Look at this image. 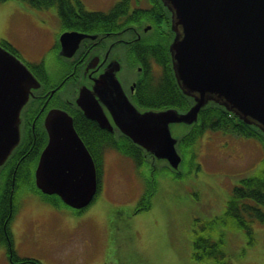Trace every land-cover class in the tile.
<instances>
[{
	"label": "rangeland",
	"instance_id": "1",
	"mask_svg": "<svg viewBox=\"0 0 264 264\" xmlns=\"http://www.w3.org/2000/svg\"><path fill=\"white\" fill-rule=\"evenodd\" d=\"M79 1L87 11L105 12L116 4V0ZM135 3L129 0L131 7L147 6L144 0ZM62 29L56 6L39 9L24 0H0V40L30 66L55 56L58 47L54 49L51 42ZM51 69L55 70L54 64ZM152 70L149 77L156 82L161 66ZM119 76L130 79L133 72ZM212 117L203 130L189 134L188 125H170L173 137L183 135L176 146L180 173L168 167L161 170L165 162L143 154L136 161L119 135L112 141L118 145L98 151L102 165L97 159V190L80 211L58 201L49 205L32 189L18 187L12 250L0 248V264L17 262V255L40 264H220L227 258L231 264H264V219L245 218L242 209L233 225L219 221L233 189L244 187L242 180L257 169L264 147L259 139L233 133L222 118ZM184 135L189 136L186 143ZM213 219L218 220L210 223ZM194 229L219 240L222 249L215 246L209 252H218L217 258L223 254L221 260L214 261L213 254L210 259L195 258Z\"/></svg>",
	"mask_w": 264,
	"mask_h": 264
},
{
	"label": "water",
	"instance_id": "2",
	"mask_svg": "<svg viewBox=\"0 0 264 264\" xmlns=\"http://www.w3.org/2000/svg\"><path fill=\"white\" fill-rule=\"evenodd\" d=\"M170 11L174 37L169 46L180 89L193 98L185 112L175 108L139 110L117 78L119 63L101 74L95 88L114 124L147 153L177 169L180 155L170 125L191 124L199 110L215 101L264 132V0H162ZM259 17L255 19V17ZM85 34L63 31L60 54L71 56ZM40 85L15 54L0 45V165L20 140V112L31 88ZM76 103L101 127L112 129L92 88L82 86ZM47 143L34 172L36 186L57 194L74 208L87 206L97 190L92 156L73 117L51 109L44 120Z\"/></svg>",
	"mask_w": 264,
	"mask_h": 264
},
{
	"label": "trees",
	"instance_id": "3",
	"mask_svg": "<svg viewBox=\"0 0 264 264\" xmlns=\"http://www.w3.org/2000/svg\"><path fill=\"white\" fill-rule=\"evenodd\" d=\"M6 1V0H1ZM28 4L33 7L43 9L56 6L58 8V13L61 17V21L63 26L66 24L68 25H79L82 27L93 26L95 23H102V22H116L114 21V17L120 15L119 11L122 9L123 6L128 5V0H123L118 2L109 13L104 12H90L82 9L80 6L81 3L77 0L78 6H80V11L75 12V4H73L72 0H24ZM147 4L150 3L149 6L145 8H135L134 9V17L136 18L137 22L140 24L144 21L153 22L156 25V29L163 28L164 36L160 37L159 39L153 40L151 42H146L143 39V45L141 41L134 42L128 47L130 48L129 56L130 60L133 64H137L139 61L145 62L147 59H156L157 63L161 66L162 75L158 79V81L153 82L151 81L149 75L148 78L143 77L140 79L138 77V94L135 97L140 98L135 99L136 105L146 108V107H167V106H175L181 110L188 108L192 103L193 99L189 95H185L183 91L178 86L176 79L172 73L167 44L170 40L171 34L168 32L170 31L169 23H170V15L168 9L163 5L161 0H144ZM121 7V8H120ZM120 8V9H119ZM157 22H162L163 25L159 26ZM93 28H97L96 26ZM100 29V27L98 28ZM97 29V30H98ZM168 31V32H167ZM4 44H7L4 41ZM8 45V44H7ZM147 76V74H145ZM161 83V87L156 86ZM142 94V96H141ZM215 106L216 108H213ZM73 119H74V126L77 130L79 136L83 139L86 146L89 147L92 154L94 155L95 159L99 160L100 164L102 165V155L98 153L106 148L107 146L113 147V144L118 145V143L112 142V138L110 133H108L105 129L98 127V125L85 118L82 113H80L79 109H72L71 110ZM212 114V115H211ZM212 116H216L217 118H222L223 122L232 128L233 133L238 132L240 135H245L246 137H252L259 139L262 142L264 147V133H262L256 126L248 125L243 121L239 120L238 118L233 115V113L227 111L223 106L218 105L216 103H209L203 106L200 110L199 117L195 122L189 125V129L186 134H189L191 130L198 129L203 130L204 123L207 124ZM211 122V121H209ZM240 130V131H237ZM127 144L125 147L128 148L130 151H133L132 156L136 161L139 160V157L142 154V149L137 145L132 144L126 137H123ZM189 140V136L184 135V142L186 143ZM98 141V145H95L94 142ZM101 141V145L100 142ZM181 141V140H180ZM179 141V142H180ZM13 165V164H12ZM18 173L17 179L15 184V190L17 191L18 187L23 186V188H28V190L32 189L37 193H41L34 184V178L32 177H24V168L25 165L23 163H19L18 166ZM101 169V167H100ZM1 183L7 182L5 185V189L0 194V244L6 243V237H8L9 241L13 244V230H9V215L10 219H13V215L16 209V199L14 195L11 196L9 190L11 186V173L8 174L7 168L0 170ZM244 187L239 188L236 187L233 189L232 195L226 202L224 216L219 219L220 222L229 223V225H233L237 220V217L242 213V209L246 210V218L252 215L257 220L264 219V150L262 153V157L259 160V165L257 169L249 176L245 177L242 180ZM42 195V193H41ZM48 196L52 198L59 199L56 195H42ZM12 197V208L10 209L9 205V198ZM56 199V200H57ZM242 203V205L240 204ZM15 206V209H14ZM141 206V205H140ZM136 207L139 209V207ZM147 206V205H146ZM251 209H253L251 211ZM11 211V212H10ZM226 214H228L226 216ZM16 215V212H15ZM239 227L243 224V220L241 216L239 217ZM218 219H213L210 223H214ZM236 220V221H235ZM5 223V224H4ZM249 224V222H248ZM5 225V227H4ZM213 225V224H209ZM195 230V229H194ZM11 233V236H10ZM203 232L193 231L192 237L194 239V247H193V255L195 258H204L210 259L211 256L214 255L215 260H221L223 258V254L219 253V257L217 258V253L213 250V252H209L215 246L220 247L219 240L217 241L213 239L212 234L205 232V236H203ZM11 237V238H10ZM12 239V241H11ZM207 242V245L205 243ZM199 245L203 246L202 250H198ZM221 248V247H220ZM222 249V248H221ZM7 252V251H6ZM211 254V256H210ZM213 254V255H212ZM194 256L193 259H194ZM230 258V257H229ZM14 259V258H13ZM17 264H40L37 261H33V258H25L19 257L18 255L15 256ZM231 259V258H230ZM225 261H219L220 264H231L229 259ZM232 261V260H231Z\"/></svg>",
	"mask_w": 264,
	"mask_h": 264
},
{
	"label": "flooded vegetation",
	"instance_id": "4",
	"mask_svg": "<svg viewBox=\"0 0 264 264\" xmlns=\"http://www.w3.org/2000/svg\"><path fill=\"white\" fill-rule=\"evenodd\" d=\"M121 12L120 15L113 18L114 21L117 19L114 23L112 20V22L95 23L93 26L88 24V27L66 24V28L63 30L75 29V31L85 34L79 41L78 47L73 55L67 57L60 54L59 43L57 41L55 43L52 41L53 48L55 49L58 47L55 56H45L39 64H33V66H30L28 63L26 64L37 78L40 85L31 88L28 100L21 109L20 141L15 149L10 152L3 165L4 169L7 168L8 174L11 173V180L15 184L18 173L17 166L19 163L25 165L23 172L24 177H27V175L28 177H32L33 175L34 178V171L39 160L40 152L47 142L44 120L51 109L65 110L72 115L71 110L76 108L83 114L81 108L76 104V98L80 88L85 86L87 88L93 87L96 98L103 106L105 112L109 114L104 102L100 99V97H102L101 92L103 88L99 85L98 90H96L95 85L101 74H110V67L116 65L117 61H119L120 67L116 74L124 94L133 104H136L135 99H140L135 96L138 94V74L140 79H143L145 75L143 70L144 62L139 61V64L135 68L136 70H134L133 77L130 79L119 76V73L123 72L126 74L127 70L133 72L130 66V48L128 46L134 42H139L141 36L144 34L146 35V33L151 30L150 26H153L154 23L144 21L139 24L133 16L134 8L130 5L126 8L123 7ZM157 24L160 25L161 23L157 22ZM95 26L97 28H93ZM99 27L100 29H98ZM155 35L157 37L161 35V29H159ZM145 37H147L145 40L148 41L149 36L146 35ZM118 51L122 53L124 62L119 59ZM50 64H54L55 70L51 69L49 66ZM83 116L95 122L98 127H100L96 121L88 118L84 114ZM105 130L110 133L112 139H114L116 133L124 136L119 130ZM94 143L98 145V141ZM99 143L101 145V141ZM1 177L2 174L0 175V182ZM26 189L28 191L27 187ZM37 194L40 195L44 203L52 205L57 202L55 198L42 196L44 194L41 195V193ZM11 198L12 197L9 198L10 209L12 208ZM76 211H79V209ZM14 216H16L15 212L13 217ZM8 220V228L11 231L13 219H10V215ZM9 246H11L12 250V243L9 241L8 237H6V243L0 244V247L8 251ZM13 263L16 264L17 262Z\"/></svg>",
	"mask_w": 264,
	"mask_h": 264
},
{
	"label": "bare ground",
	"instance_id": "5",
	"mask_svg": "<svg viewBox=\"0 0 264 264\" xmlns=\"http://www.w3.org/2000/svg\"><path fill=\"white\" fill-rule=\"evenodd\" d=\"M264 12V8L262 9V10H260L259 11V15L258 16H260L262 13ZM255 17V19H258L259 17ZM159 29H161V35L163 36L164 35V32L162 31V28H158V29H156V31H159ZM161 36V37H162ZM172 39L173 38H171L170 37V40H169V42H168V44H167V50H168V56H169V62L170 63H172V59H171V53H170V50H169V46H170V44H171V42H172ZM121 56V60L124 62V60L122 59L123 57H122V54L120 55ZM127 63V62H126ZM50 67H52V64H50L49 65ZM130 66H131V68L133 69V73H134V70H136L135 68V65L131 62V60H130ZM157 67V66H160L158 63H157V61H156V59H151V60H146V63L144 62V72H145V74H147V76L146 75H144V77L145 78H148V75H149V73H150V71L152 70V68L153 67ZM170 66H171V64H170ZM120 67V66H119ZM171 70H172V73H173V75H174V72H173V68H172V66H171ZM153 71V70H152ZM138 76H139V74H138ZM175 77V76H174ZM176 79V78H175ZM177 82V81H176ZM149 109H160V108H155V107H148ZM83 112V111H82ZM84 114V113H83ZM85 115V114H84ZM86 116V115H85ZM89 118V117H88ZM93 120V119H92ZM95 121V120H94ZM73 124H74V119H73ZM100 126V125H99ZM75 127V126H74ZM101 127V126H100ZM76 130V129H75ZM77 131V130H76ZM108 131H110V130H108ZM78 133V132H77ZM79 135V134H78ZM47 138H48V136H47ZM81 138V137H80ZM82 139V138H81ZM83 140V139H82ZM84 142V141H83ZM47 143V142H46ZM85 143V142H84ZM5 163H2L1 165H0V169L2 170V169H4L3 168V165H4ZM6 183L7 182H5V183H3L2 184V186H0V194H2V192L4 191V189L6 188L5 187V185H6ZM15 183L11 180V186H10V190H9V192H10V194H11V196L12 195H14V197H15V199H16V195H17V191L15 190Z\"/></svg>",
	"mask_w": 264,
	"mask_h": 264
},
{
	"label": "clouds",
	"instance_id": "6",
	"mask_svg": "<svg viewBox=\"0 0 264 264\" xmlns=\"http://www.w3.org/2000/svg\"><path fill=\"white\" fill-rule=\"evenodd\" d=\"M88 147V146H87Z\"/></svg>",
	"mask_w": 264,
	"mask_h": 264
}]
</instances>
